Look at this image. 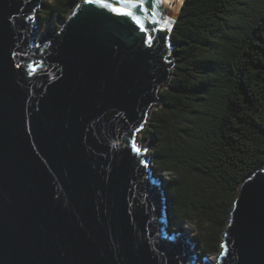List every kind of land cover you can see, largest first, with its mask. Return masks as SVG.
Returning a JSON list of instances; mask_svg holds the SVG:
<instances>
[{"label": "water", "instance_id": "95a60500", "mask_svg": "<svg viewBox=\"0 0 264 264\" xmlns=\"http://www.w3.org/2000/svg\"><path fill=\"white\" fill-rule=\"evenodd\" d=\"M182 3L79 0L41 31L42 0H0V264H264V165L211 259L137 141Z\"/></svg>", "mask_w": 264, "mask_h": 264}, {"label": "trees", "instance_id": "16d2710c", "mask_svg": "<svg viewBox=\"0 0 264 264\" xmlns=\"http://www.w3.org/2000/svg\"><path fill=\"white\" fill-rule=\"evenodd\" d=\"M77 3H42L37 17L57 24ZM170 40L174 66L140 134L169 176L172 220L208 254L242 179L264 165V0H183Z\"/></svg>", "mask_w": 264, "mask_h": 264}, {"label": "rangeland", "instance_id": "374dc122", "mask_svg": "<svg viewBox=\"0 0 264 264\" xmlns=\"http://www.w3.org/2000/svg\"><path fill=\"white\" fill-rule=\"evenodd\" d=\"M53 0H42V3H49V2H52ZM77 2H78V0H77ZM43 9V5L41 4V7L39 8V9H37L38 10V12H36V16L39 14V11L40 10H42ZM66 18V17H65ZM64 18V19H65ZM54 15H52V17L47 21V22H43L42 21V24H41V31H45L46 29H47V27L51 24V22L52 21H54ZM62 22V21H61ZM61 22H58L57 23V26L58 25H60V23ZM174 66V65H173ZM137 141L139 142V143H141V145H142V147L147 143V140H143L142 139V136H141V134L139 133V135H138V137H137ZM149 154H151V149H149L148 151H146V153H145V155H149ZM163 173V178H164V180H165V182L169 179V176H168V174L166 173V172H162ZM185 223V222H184ZM187 225H188V227H189V233H187V236L189 237V238H191L192 240H194V241H197L198 242V240H197V235H196V231H195V229H194V227L191 225V224H189L188 222L186 223ZM198 243H200V242H198ZM198 251H199V253H205L204 251H202V248L201 247H199V249H198ZM218 251H219V249H217V250H215L214 252H212V253H208V257H210L211 259H213L215 256H216V254L218 253Z\"/></svg>", "mask_w": 264, "mask_h": 264}, {"label": "bare ground", "instance_id": "6f19581e", "mask_svg": "<svg viewBox=\"0 0 264 264\" xmlns=\"http://www.w3.org/2000/svg\"><path fill=\"white\" fill-rule=\"evenodd\" d=\"M166 3H167V5L168 6H172V5H175V6H179L180 5V3H181V1L182 0H164ZM172 69V68H171ZM164 87H162V89H163ZM161 91V90H160ZM159 94H160V92H159ZM159 98H160V95H159ZM154 108V107H153ZM152 108V109H153ZM151 109V110H152ZM150 110V111H151ZM176 226H180L181 228H183V232L185 233V235H187V233H189L190 231H189V227H188V225L186 224V223H182V222H179V223H177L176 224Z\"/></svg>", "mask_w": 264, "mask_h": 264}, {"label": "snow or ice", "instance_id": "6c2138e0", "mask_svg": "<svg viewBox=\"0 0 264 264\" xmlns=\"http://www.w3.org/2000/svg\"><path fill=\"white\" fill-rule=\"evenodd\" d=\"M115 10V9H114ZM121 14H124V15H128V16H132V12L131 11H126V12H123V13H121ZM137 23L139 24V20H137ZM140 27H141V29L142 30H144V31H148V29H146L145 28V26L143 25V24H140ZM148 43L150 44L151 43V37L149 36L148 37ZM35 69L33 68V71H34ZM133 148H134V150L136 151V152H140L141 151V149L139 148V147H137L135 144H133ZM145 151H146V149H145Z\"/></svg>", "mask_w": 264, "mask_h": 264}, {"label": "clouds", "instance_id": "9594fccd", "mask_svg": "<svg viewBox=\"0 0 264 264\" xmlns=\"http://www.w3.org/2000/svg\"><path fill=\"white\" fill-rule=\"evenodd\" d=\"M160 173H162V172H160Z\"/></svg>", "mask_w": 264, "mask_h": 264}]
</instances>
